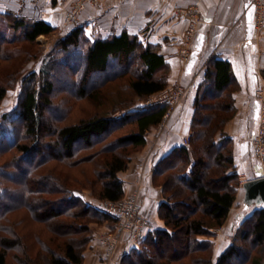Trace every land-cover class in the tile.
<instances>
[{
	"label": "trees",
	"instance_id": "trees-1",
	"mask_svg": "<svg viewBox=\"0 0 264 264\" xmlns=\"http://www.w3.org/2000/svg\"><path fill=\"white\" fill-rule=\"evenodd\" d=\"M0 20L12 32L7 38L0 29V60H9L7 45L34 44L56 29L9 12H0ZM169 73L159 45L125 30L104 37L80 25L58 39L38 73L21 78L12 116L1 117L11 136L0 137V158L13 155L0 164V264H10L9 257L15 264H83L91 225L113 227L117 220L87 203L81 193L89 190L98 202L111 203L126 196L119 174L168 113L166 104L137 108L134 101L163 91ZM8 81L0 84V101L17 82L13 75ZM115 81H125L128 96L109 110L66 123L71 110L66 104L57 118L51 116L59 93L100 107L102 89ZM237 89L230 63L211 56L196 90L188 144L173 148L153 171V185L163 197L157 214L164 227L149 232L137 248L127 245L121 264H264L260 205L240 218L228 245L213 259V230L227 221L240 184L233 141L224 132L235 116ZM59 167L70 171L61 175ZM76 168L83 180L72 172ZM18 210L27 216L13 219ZM26 218L44 227L32 242L19 230Z\"/></svg>",
	"mask_w": 264,
	"mask_h": 264
},
{
	"label": "crops",
	"instance_id": "crops-1",
	"mask_svg": "<svg viewBox=\"0 0 264 264\" xmlns=\"http://www.w3.org/2000/svg\"><path fill=\"white\" fill-rule=\"evenodd\" d=\"M60 1L53 0V3L56 2L53 9L61 4ZM16 2L20 7L16 6L10 13L58 27L56 12L52 8H42L41 3H44L45 9L50 0ZM251 2L252 0H108L106 6H101L98 11L94 9L81 20V25L88 33L94 28L106 37L125 30L140 36L145 43L159 45L160 53L170 66L169 83L174 84L181 80L188 88L187 97L172 116L167 133L158 134L155 128L151 129L145 149L133 155L127 170L119 174L125 192L136 186L140 188L141 215L150 224L145 236L164 227L157 214L163 197L161 188L153 185V171L161 158L173 148L184 144L185 135L190 136L196 90L204 80L205 64L211 56L228 61L238 82V89L233 95L236 112L227 124V135L233 141L239 177L254 172L255 166L259 165L253 164L249 142L259 123L256 92L264 84V35L256 33L254 29ZM189 9L198 12L201 23L190 47V60L185 63L178 57L177 52L184 47V31L188 20L180 16L179 12ZM253 179L257 177L248 181ZM241 193L242 205L245 210L249 209L253 205L247 206L244 202V191ZM93 204L97 207L99 203L93 201ZM105 228L106 225L97 232H102ZM95 247L92 240L84 254L85 261H89V264H96L97 259L100 264ZM119 247L117 260L130 248L124 241Z\"/></svg>",
	"mask_w": 264,
	"mask_h": 264
},
{
	"label": "rangeland",
	"instance_id": "rangeland-1",
	"mask_svg": "<svg viewBox=\"0 0 264 264\" xmlns=\"http://www.w3.org/2000/svg\"><path fill=\"white\" fill-rule=\"evenodd\" d=\"M37 1H39V0H37ZM107 1L108 0H99L98 2H93L92 0H61L59 2L61 4L59 5V3H58L59 6L56 9H53V7H55V5H56V2L53 3V0H50V2L46 5L47 7H45V9L43 7V6H45L44 3H41L43 5L42 6L43 10H49V8L50 9L52 8L53 12H56L55 14L57 16V22L59 25H58V27H55L56 28L55 32H53L47 36L37 37L34 44L16 43L13 45H7L5 47L7 49V54L9 56L8 57L9 60H0V84L6 85L9 82L8 78H10V76H12V75L14 76V78H16L17 82L15 83L14 86L11 85L10 89L8 90V92L6 94V97L2 101H0V127H3V129L0 128V137L4 136L6 133H8L9 137L11 136L9 123L7 121H5V122L2 121L1 117L6 115V114H8L9 116H12L11 113L15 109V107L17 105V101H18V95L20 92V85H21V81H20L21 78L23 76H27L31 72L38 73L44 65L45 56L51 51V49L53 48L54 44L58 41V39L61 38L62 36H64L71 29H74V28L80 26L82 18H84L89 12H92L94 9H96L98 11L101 6H106ZM19 5L20 4L17 5L16 0H0V12H9L10 13V11L12 9H14L16 6H19ZM72 13L76 14L78 24H76V22L71 23L70 21H68V16H70ZM1 28L3 30L2 32H5V36L7 38H10L12 35V32L9 30H7V31L5 30L6 26L4 25V22L2 20H0V29ZM256 33H258L260 35H264V31H259ZM192 42H191V44H192ZM191 44H190V46H191ZM181 50H182V48H180L178 50L177 55L182 60L181 56L179 55ZM121 83L118 81L111 82L110 84H108L107 86H105L102 89L104 92V94H103L104 100L102 103H104V104H102L100 107H97L95 105V103H92L90 101H86V100L76 101V100H74L73 97H70L67 93L61 92L58 94V96L54 100V103L57 106H56L55 110H52L51 116H53V118H57V115L59 114L60 109L63 111L65 109V106L64 107H62V106L66 105V104L68 106H70V109H71L70 114L68 116V121H66V123L74 122V121H76L82 117H88L89 115L93 114L96 111L104 112L105 110H109L110 106L114 102H116L119 98L124 97L126 94L128 96V93H126L127 92L126 88L124 87L125 81H122ZM178 89H182L183 94H179ZM163 91H165V93L174 100V105L172 107V110L170 109L171 112L167 113L164 116L162 122L159 124V126L155 128V130L158 134L159 133L160 134L167 133L168 126L171 122L172 116L177 112L179 106L184 103V101L187 97L188 88L185 87L181 83V80L175 82L174 84L173 83L170 84L168 81V84ZM258 91L263 92V95H261L263 97L264 96V84L262 85V87ZM257 92H256V98L258 101L259 95L257 94ZM155 97H156V95L150 97L149 99H154ZM134 102H136L137 108H144L147 106L146 101L143 102V101H139L138 99H136ZM169 108H171V107H169ZM116 116L119 117L120 115L116 114ZM258 119H259L258 122H260V110H259V114H258ZM227 124L224 128V132L226 134H227ZM258 128H259V123H258ZM258 128H257V130H258ZM6 129H8V132L6 131ZM127 130H128V128L117 133V136L122 135ZM149 132H151V131H149ZM190 135H191V132H190ZM187 137H189V136L185 135L183 142L186 140ZM253 139H254V136L252 138H250V142H249L250 143V149H251L250 152H251V156L253 158L252 161H253V164L258 163L259 165L255 166L256 172L255 171L254 172L253 171L248 172V174L246 176L242 175L240 177V184H239V188H238L237 194H236V202H235L236 205H234V208L231 209L232 211H230L229 217H228L227 221L225 222V224L223 226H221L220 228L213 230V233H214L213 236L214 237L211 238V241L213 242V245H214L213 246V259H214V261H215L216 257L228 245L230 239L232 238V236L234 234V230L236 229L237 225L240 222V218H245L246 216H249L252 213V211L256 208V206H259V205L254 204L252 207L245 210L244 206L242 205V199H240V198H242L241 192L243 190L242 185L244 182L248 181V179H250L252 177L258 178V177L264 176V160H263V162H261L256 157V155L254 154L253 147L251 144ZM151 140H152V138H151ZM146 146H147V144H146ZM149 146H151V143H149ZM145 147H144V149H145ZM12 155L13 154L11 153V155H6L3 158H0V164L5 162L6 160H8L10 157H12ZM69 171H70L69 169L62 168V167H59V169H58V172H60L61 175L62 174L65 175L66 172H69ZM72 172L74 173V175L78 179L83 180L82 175L79 173L80 172L79 169L76 168V169L72 170ZM136 190H138L140 192V188H138L136 186L134 188L128 189V191H126V195L132 194ZM81 196L87 203H90L92 205H94L93 201L96 203H99L97 208H99L100 210H102L104 212V205L102 203L105 201L98 202V199L96 197H93L89 190L82 192ZM90 200H92V201H90ZM260 206L264 207L263 204ZM26 214H27V212H25L24 210H18L17 212H15V214L12 215V218L15 220H19L21 217L25 216ZM26 220H27V222L25 223V225L22 228L20 227L19 230L21 232H23V234L27 235L29 242H32L34 236L36 235V232H40V230L43 231L44 227L42 225L36 224L33 221H30V219L28 220V218H26ZM105 225H106V228L104 231L97 232L98 230L101 231L100 229H102ZM112 225L108 224V223H103L101 225L93 224L90 227V230H91L90 236H91L92 240L95 242V246H96L95 248L97 250L96 253L100 257V260H99L100 264L101 263L102 264H121V258L124 255L123 254L120 257V259L117 260V258H118L117 256L119 255V252H120L119 246L124 241V238H122V240H120V243L116 247L115 251L110 255L108 260L104 259L105 246H103L101 244L102 240H104V238L106 239L108 237H109V239H110V237L114 238L115 236H117V232H118V230L116 228L117 227L116 224L113 227H112ZM45 232H46L45 236L47 235V237L53 238V237H51V234H49L47 231H45ZM55 239H56V242H58V243L60 242V239H57V238H55ZM125 243H127V245H128V241H126ZM88 247H89V245H88ZM88 247L84 251V254L87 251ZM118 249H119V251L117 252ZM116 252H117V254H116ZM86 255L88 258L89 252L86 253ZM86 261H85V257H84L83 264ZM8 262L10 264H15V263H12L11 257H9ZM86 264H89V261H88V263L86 262ZM96 264H99L98 259H97Z\"/></svg>",
	"mask_w": 264,
	"mask_h": 264
},
{
	"label": "built area",
	"instance_id": "built-area-1",
	"mask_svg": "<svg viewBox=\"0 0 264 264\" xmlns=\"http://www.w3.org/2000/svg\"><path fill=\"white\" fill-rule=\"evenodd\" d=\"M93 2H98L99 0H92ZM253 16H254V29L256 32L264 31V0H252L251 2ZM76 12V11H75ZM74 12V13H75ZM72 13L68 16V21L76 22L78 24L76 14ZM180 16L185 17L188 20V25L184 31V47L180 51L179 55L185 63L190 60V50L191 42L193 41L199 24L201 23V17L195 9L181 10L179 12ZM179 94H183L182 89H178ZM258 103L260 110V122L259 128L254 135V139L251 144L253 147L254 154L256 157L263 162L264 160V96L263 92L258 91ZM166 104L168 105V113L171 112L174 105V100L169 97L165 91H161L156 94L154 99L146 100L147 106ZM171 107V108H169ZM171 109V110H170ZM189 137L184 141V145L188 144ZM104 212L111 215L117 220L116 228L118 230L117 236L114 238L109 237L102 240V245L105 246L104 259L110 257V255L115 251L116 247L120 243V240L124 238V242L128 241L130 247L137 248L142 239L145 236V231L149 227V221H147L141 215V195L138 190L134 191L132 194H128L124 199L111 203L103 202ZM102 209V208H101ZM125 236V237H124Z\"/></svg>",
	"mask_w": 264,
	"mask_h": 264
},
{
	"label": "water",
	"instance_id": "water-1",
	"mask_svg": "<svg viewBox=\"0 0 264 264\" xmlns=\"http://www.w3.org/2000/svg\"><path fill=\"white\" fill-rule=\"evenodd\" d=\"M242 188L246 205L264 204V176L244 182Z\"/></svg>",
	"mask_w": 264,
	"mask_h": 264
}]
</instances>
